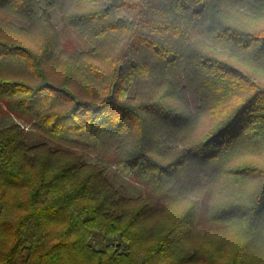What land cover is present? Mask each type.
Masks as SVG:
<instances>
[{
	"label": "trees",
	"instance_id": "1",
	"mask_svg": "<svg viewBox=\"0 0 264 264\" xmlns=\"http://www.w3.org/2000/svg\"><path fill=\"white\" fill-rule=\"evenodd\" d=\"M0 104V264H264V0H0Z\"/></svg>",
	"mask_w": 264,
	"mask_h": 264
},
{
	"label": "rangeland",
	"instance_id": "2",
	"mask_svg": "<svg viewBox=\"0 0 264 264\" xmlns=\"http://www.w3.org/2000/svg\"><path fill=\"white\" fill-rule=\"evenodd\" d=\"M53 18H55V15L53 16ZM12 123L19 124L26 131V139L29 145H34L43 141V138L37 131H35L28 125L23 124L20 120L16 119L0 104V128L8 126ZM88 161H90V159H88ZM108 177L116 186L121 188L126 196L135 197L143 192V187L131 182L124 176H121L114 168L110 170V172L108 173ZM95 242L104 243L105 239L98 236L96 237Z\"/></svg>",
	"mask_w": 264,
	"mask_h": 264
}]
</instances>
